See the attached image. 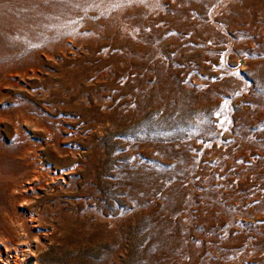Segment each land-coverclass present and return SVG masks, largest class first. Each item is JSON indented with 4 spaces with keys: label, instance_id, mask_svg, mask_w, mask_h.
<instances>
[{
    "label": "rangeland",
    "instance_id": "rangeland-1",
    "mask_svg": "<svg viewBox=\"0 0 264 264\" xmlns=\"http://www.w3.org/2000/svg\"><path fill=\"white\" fill-rule=\"evenodd\" d=\"M0 264H264V0H0Z\"/></svg>",
    "mask_w": 264,
    "mask_h": 264
},
{
    "label": "snow or ice",
    "instance_id": "snow-or-ice-1",
    "mask_svg": "<svg viewBox=\"0 0 264 264\" xmlns=\"http://www.w3.org/2000/svg\"><path fill=\"white\" fill-rule=\"evenodd\" d=\"M34 47L36 45H33ZM214 68L216 66H213ZM226 67V61L223 58V54L221 55V62H220V68H225ZM236 75L239 76V72H236ZM241 79H243V77H240ZM237 95H239V93H236ZM230 101L225 100L224 104L221 106V108L215 113L217 119L219 120V124L217 125V127H221L225 125V122L227 121L228 123H231L230 120H228V117L226 115L227 109H228V105H229ZM221 113H225V115H223V117H221ZM224 131H227V127H223ZM206 147L208 145H205Z\"/></svg>",
    "mask_w": 264,
    "mask_h": 264
}]
</instances>
